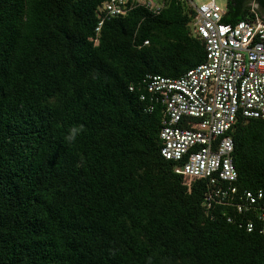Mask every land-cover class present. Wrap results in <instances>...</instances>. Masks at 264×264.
<instances>
[{"label": "trees", "instance_id": "1", "mask_svg": "<svg viewBox=\"0 0 264 264\" xmlns=\"http://www.w3.org/2000/svg\"><path fill=\"white\" fill-rule=\"evenodd\" d=\"M104 1L0 0V264H264V120L237 116L236 191L207 207V182L161 156L144 86L204 62L195 12L135 7L94 44ZM250 1L222 22L254 19Z\"/></svg>", "mask_w": 264, "mask_h": 264}, {"label": "built area", "instance_id": "2", "mask_svg": "<svg viewBox=\"0 0 264 264\" xmlns=\"http://www.w3.org/2000/svg\"><path fill=\"white\" fill-rule=\"evenodd\" d=\"M189 5L195 12L193 33L204 43V62L178 79L147 77L144 86L149 99L163 108L161 156L179 163L176 174L207 182L212 189L204 204L209 207L236 191L228 133L237 116L264 120V20L252 10L254 19L223 23L225 9L214 0L199 5L189 0ZM135 7L158 15L164 0H105L96 11L94 44L106 20ZM260 198V193L244 194L248 205ZM243 207L237 205L239 211Z\"/></svg>", "mask_w": 264, "mask_h": 264}, {"label": "clouds", "instance_id": "3", "mask_svg": "<svg viewBox=\"0 0 264 264\" xmlns=\"http://www.w3.org/2000/svg\"><path fill=\"white\" fill-rule=\"evenodd\" d=\"M83 131L82 126L72 127L69 129L68 134L65 136L67 142H73L76 140L77 136Z\"/></svg>", "mask_w": 264, "mask_h": 264}, {"label": "rangeland", "instance_id": "4", "mask_svg": "<svg viewBox=\"0 0 264 264\" xmlns=\"http://www.w3.org/2000/svg\"><path fill=\"white\" fill-rule=\"evenodd\" d=\"M208 0H193L195 5H199L201 3L207 2ZM216 6L219 10H223L226 7V0H214Z\"/></svg>", "mask_w": 264, "mask_h": 264}, {"label": "crops", "instance_id": "5", "mask_svg": "<svg viewBox=\"0 0 264 264\" xmlns=\"http://www.w3.org/2000/svg\"><path fill=\"white\" fill-rule=\"evenodd\" d=\"M247 6H250L253 10H255L258 15L264 20V7H260L255 1H250V3L247 4Z\"/></svg>", "mask_w": 264, "mask_h": 264}]
</instances>
